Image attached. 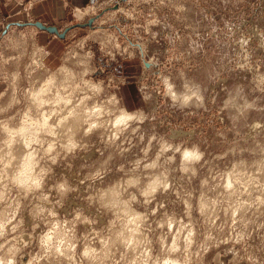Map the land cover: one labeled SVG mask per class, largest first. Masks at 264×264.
<instances>
[{"label": "clouds", "instance_id": "9594fccd", "mask_svg": "<svg viewBox=\"0 0 264 264\" xmlns=\"http://www.w3.org/2000/svg\"><path fill=\"white\" fill-rule=\"evenodd\" d=\"M145 19L146 30L166 27L154 13ZM21 46L12 44L13 50ZM39 53L49 55L37 49L24 75L19 69L4 75L7 88L0 91V264H24L25 256L27 264H205L210 252L229 244L233 264H264L248 243L264 229V221L257 223L264 215V147L258 145L262 158L251 165L241 158L218 168L216 161L246 149L228 147L213 155L205 142L149 133L145 124L156 117L140 107L129 110L122 96L93 79L91 51L73 53V63L32 79L45 69ZM25 54L2 59L0 53V59L19 64ZM25 79L28 87L21 88ZM160 85L179 111L205 107L202 85L186 73L175 80L162 75ZM141 97L145 103L152 99ZM249 109H256L255 100L245 101L240 114ZM251 128L264 129V122ZM93 138L103 145L102 159L79 184L86 186L84 199L96 214L76 208L62 216L57 209L80 189L66 175L57 179L55 169L71 168ZM24 201L31 206V232L22 215ZM101 217L107 219L103 226ZM259 239L257 251H264V233ZM220 255L213 259L219 262Z\"/></svg>", "mask_w": 264, "mask_h": 264}, {"label": "rangeland", "instance_id": "374dc122", "mask_svg": "<svg viewBox=\"0 0 264 264\" xmlns=\"http://www.w3.org/2000/svg\"><path fill=\"white\" fill-rule=\"evenodd\" d=\"M29 3L24 1V9L27 10ZM153 13L166 27L151 26L146 30L145 18ZM129 14L136 19H131ZM90 17H95L92 25L72 27L56 42L46 38L41 28L33 24L6 26V31L0 32L2 59L21 51L26 54L19 64L11 60L3 64L0 59V91L7 88L4 75L17 69L24 75V69L37 49H43L49 55L39 53L45 69L37 71L32 79H42L65 61L73 63V53L82 55L91 51L95 54L93 79L103 80L111 92L122 96L129 110L140 107L156 117L151 126L145 124L149 133L154 129L172 140L205 142L213 155L228 147L246 149L236 157L216 161V166L221 169L230 167L234 159H245L251 165L262 158L258 145L264 147V129L253 130L251 124L258 120L264 122V92L260 90L264 88L260 81V76L264 75V0H165L163 5L159 0L150 4L142 0H96L87 6L69 9L68 16L60 20L59 26L63 29L76 22H87ZM29 19L37 18L31 14ZM14 42L21 43V48L13 50ZM179 73H186L188 78L202 85L204 108H194L191 114L188 110L179 111L162 94L161 76L168 75L175 80ZM28 83L27 79L23 80L21 88L28 87ZM141 94H151L152 99L145 103ZM253 100L256 109L241 115L245 101ZM227 101L231 103L225 107ZM22 107L23 104L17 106L13 114ZM102 149L100 141L93 138L89 150L81 152L72 161L71 168L61 165L55 169L57 179L66 175L70 183L80 189L65 200L63 208L57 209L62 216L70 217L76 208L96 214L94 208L88 207L84 199L86 186L80 185L79 180L88 168L102 159ZM138 151V148L134 149V152ZM118 162L121 161L114 163ZM23 203L25 227L31 232L34 223L29 214L31 206L28 201ZM251 216L250 212L248 217ZM261 221H264V215L257 219V223ZM106 222L107 219L101 217L99 226ZM254 227L250 225L249 230ZM39 231L36 229L37 233ZM261 233L264 229L253 232L248 243L253 254L264 261V251H257ZM229 247L230 244L214 249L205 258V264H233L232 253L226 251ZM240 247L236 245L237 249ZM217 252L221 253L219 262L213 259ZM27 259L25 256L24 264ZM240 264L249 262L244 260Z\"/></svg>", "mask_w": 264, "mask_h": 264}, {"label": "crops", "instance_id": "0c3cea01", "mask_svg": "<svg viewBox=\"0 0 264 264\" xmlns=\"http://www.w3.org/2000/svg\"><path fill=\"white\" fill-rule=\"evenodd\" d=\"M24 1L30 3L24 9ZM96 0H0V32L6 31V26L30 21L31 14L47 24H56L59 28L60 20L68 16L71 8H81L95 2ZM64 29V28H63ZM60 28V30H63ZM42 30L46 38L53 41L59 40L57 34ZM52 36V37H51ZM56 37V38H55Z\"/></svg>", "mask_w": 264, "mask_h": 264}, {"label": "water", "instance_id": "95a60500", "mask_svg": "<svg viewBox=\"0 0 264 264\" xmlns=\"http://www.w3.org/2000/svg\"><path fill=\"white\" fill-rule=\"evenodd\" d=\"M94 19H95V17H90L87 22H76V23H74L72 25L67 26L63 30H60L59 27L56 24H47V23L43 22L42 20L27 21V22H24L23 24L36 25V26L40 27L41 29L47 30V31H49L51 33H55L58 36L63 38V37H65L67 31L70 30L72 27L84 26L86 24L92 25V22L94 21Z\"/></svg>", "mask_w": 264, "mask_h": 264}]
</instances>
